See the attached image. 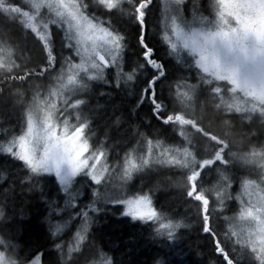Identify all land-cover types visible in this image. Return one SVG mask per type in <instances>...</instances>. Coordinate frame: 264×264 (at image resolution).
I'll use <instances>...</instances> for the list:
<instances>
[{"label":"snow or ice","instance_id":"obj_1","mask_svg":"<svg viewBox=\"0 0 264 264\" xmlns=\"http://www.w3.org/2000/svg\"><path fill=\"white\" fill-rule=\"evenodd\" d=\"M126 3L131 5L130 13L123 7ZM164 6L175 15L161 30L159 0H91V4L71 0V6L66 0H31L13 5L37 14L52 10L63 16L67 11L74 23L64 29L50 19L41 32L33 16L32 23L25 25L26 35L39 44L43 59L34 72L20 79L38 76L48 80L49 89L36 101L38 112H21L14 123V115H9L7 127L0 126V264H195L174 235L178 229L183 231L175 218L187 205L169 207L160 202L158 185L149 186L142 177H159L182 163L172 154L173 148L179 151L173 138L182 139L173 126L182 117L169 110L175 107V98H189V90L198 87L213 90L206 73L222 77L210 67L203 51L200 59L193 60L183 50L190 46L181 25L191 24L186 14L202 12L201 0H174ZM89 8L92 12L87 15ZM129 14L134 17V45L120 27ZM149 16L154 17L155 31H150ZM209 44L214 48V36L205 48ZM121 71L127 81L121 82ZM128 81L132 91L125 90ZM98 84L102 90H97ZM4 95L0 88V97ZM125 111L127 118H122ZM4 119L0 116V122ZM98 120L107 126L94 143L100 130ZM217 166L228 168L229 164H221L219 157L205 164V168ZM199 180L197 176L192 181L184 201L199 202V193L193 195ZM37 193L44 205L40 220L47 225L44 239L34 241L29 236L20 243L30 218L26 197ZM33 214L41 215L38 209ZM206 214L201 208L202 219ZM113 217L147 230L152 248L145 246L139 252L129 248L117 254V247L98 227L102 218L106 222ZM201 233L209 235L203 226ZM257 241L247 254L248 264H264V237ZM135 243L129 236L125 247ZM217 255L225 264H245L243 250L235 259L226 253Z\"/></svg>","mask_w":264,"mask_h":264},{"label":"trees","instance_id":"obj_2","mask_svg":"<svg viewBox=\"0 0 264 264\" xmlns=\"http://www.w3.org/2000/svg\"><path fill=\"white\" fill-rule=\"evenodd\" d=\"M205 1L211 2V7L208 8L202 3V12L212 15V1ZM23 3L27 2L24 0H3V3L0 4V42L7 43L13 48L19 45L23 50L22 56H13L16 65L11 69H3L0 66V88H3L5 93L4 97H0V116L5 117L0 122V126L4 127H7V124L11 122L7 119L9 115H14V123V118L21 112H26L29 109L37 112L36 101L41 99L40 93L47 94L49 89L48 80L40 79L38 76H29L27 80L20 79L21 76H27L29 72H34L43 59L39 44L30 35H26L25 25L29 23L28 19L33 9L25 10L24 7H13L14 4ZM159 3L161 5L159 27L162 30V1L159 0ZM127 11L129 13L131 11L130 4L127 5ZM197 14L201 15L202 13ZM37 16L40 20L39 23L37 22L38 28L42 29L44 24L48 23L47 17L43 13L37 14ZM130 17L132 20L134 19L131 14ZM9 18H12L11 22H9ZM149 24L150 31H155L154 17L149 16ZM162 34V31L158 33L159 38H162ZM135 39L136 30L134 29L130 38L133 45ZM57 46L59 47V38H57ZM123 73L120 75L121 82L127 81V74ZM184 74L189 75L187 72ZM135 75L136 73L133 72V76ZM205 77L208 79L207 76ZM189 82L195 83L192 80ZM130 84L131 81H128V84L125 85L126 91H132L128 87ZM212 88H214L213 82ZM97 90H102L99 84ZM189 91V98L177 96L174 100L175 107L170 106L169 110L178 112L182 117L173 126L178 130V134L185 132L189 135V146L194 145L195 147L194 153L197 158L195 164L193 166L181 165L186 164V160L184 163L164 171L159 177L152 174L144 176L142 179L149 186L158 185L160 202L166 203L169 207H175L178 203L187 205L186 210H182L181 215L175 218L183 231L178 229L174 235L190 262L225 264V259L217 253H226L227 256L235 259L243 250L245 264H248L247 254L251 252L235 241L232 222L239 209V203L236 200L238 192L242 190L247 181L261 180L264 173V168L258 164L264 156V154H258L264 153V116L235 112L227 108L220 102L219 94L214 89L200 90L199 87L193 89V93H195L193 98H191V90ZM112 103H121V101H112ZM114 115L120 116L121 113L116 112ZM122 118H127L126 111ZM187 121L192 123L189 124ZM110 122L109 120L108 123ZM96 123L100 125V130L94 138V143L99 140L107 126V123L101 124L99 120ZM92 130L95 131V128ZM2 140L3 137L0 136V141ZM173 143L184 146L186 139L175 140ZM187 155L186 159H188ZM218 157L221 164L227 161L229 167L205 168V164L215 161ZM202 168L205 170L201 174ZM197 176H200V180L197 181V191H194L193 195L199 193V202L196 199L191 202L184 201V193L193 187L192 181L196 180ZM225 180H227V185ZM136 183L139 185V179ZM37 196L38 193L29 194L26 197L28 201L26 214L30 218L27 219L25 225L28 232L20 238V243H24L29 236L34 241L44 239L47 225L40 223L44 214V205L37 199ZM201 208L207 213L203 219L200 215ZM37 209L41 213L39 216L33 214ZM17 216L18 218L20 216L19 210ZM202 226L208 230L209 235L201 233ZM98 227L106 234V239H110L117 247V254L126 252L129 248H134L136 252L145 246L152 248L147 239V230H142L139 225H133L128 220H118L113 217L104 222L102 218V223ZM164 231L167 233L168 229ZM129 236L134 237L136 243L128 244L125 247V241ZM227 264H231V261H228Z\"/></svg>","mask_w":264,"mask_h":264},{"label":"rangeland","instance_id":"obj_3","mask_svg":"<svg viewBox=\"0 0 264 264\" xmlns=\"http://www.w3.org/2000/svg\"><path fill=\"white\" fill-rule=\"evenodd\" d=\"M31 3V0H24ZM162 1V30L165 23L170 25L171 16L175 13L171 7L165 9V3L171 5L174 0ZM201 0L208 8L211 2ZM212 15L188 14L186 19L191 22L190 25L182 24L183 38L187 39L189 48H183L193 60L200 59L201 51L207 56L210 67L217 75L206 73L210 81L214 83L213 89L219 94L220 102L235 112H247L264 116V0H211ZM71 6V0H66ZM81 3L91 4V0H81ZM210 3V4H209ZM128 3L124 4L127 10ZM211 9V8H210ZM83 10V9H82ZM203 10V8H202ZM92 9L89 8L85 13L90 15ZM48 22L50 19L59 21L58 26L67 29L69 24L74 23L67 11L63 16H56V13L49 10L43 13ZM100 15L99 12L96 13ZM115 15V14H114ZM35 16V26H38L39 19L35 10L29 16V23H32V17ZM200 16L203 19H200ZM132 19L130 14L123 18L120 27L127 31L129 38L133 34ZM38 22V23H37ZM28 23V24H29ZM46 31L44 27L39 29ZM75 29H72V35H75ZM215 38V46L208 45L207 41ZM231 46V51L229 50ZM200 49L192 52L191 48ZM215 51V64L213 65V52ZM23 50L19 45L11 47L7 43L0 42V66L11 69L16 63L13 56H22ZM249 68L261 71L256 72L251 79L243 80L242 77ZM123 71L120 72L122 75ZM125 73V72H124ZM123 73V74H124ZM128 80V76L126 75ZM130 90H132L130 88ZM193 89H191V98H193ZM63 100L61 99V105ZM38 112V109L36 110ZM178 131V130H177ZM182 139H186L183 146L176 145L177 151L173 148L172 154L184 163L183 166L195 164L196 153L194 145L189 146V135L185 132L179 134ZM176 138H173V142ZM187 149V152L184 150ZM159 151V149H157ZM188 154V155H187ZM262 155L264 153H258ZM187 155L188 159L185 158ZM264 168V156L258 162ZM218 183V182H215ZM215 185V184H214ZM239 209L236 211L232 222L235 241L245 246L250 252H253L251 245L258 243V237H264V173L261 180H251L244 184L242 190L238 192L237 199Z\"/></svg>","mask_w":264,"mask_h":264},{"label":"flooded vegetation","instance_id":"obj_4","mask_svg":"<svg viewBox=\"0 0 264 264\" xmlns=\"http://www.w3.org/2000/svg\"><path fill=\"white\" fill-rule=\"evenodd\" d=\"M258 71H261L260 68H257V69H253V68H249V70H247V72L244 74V76L242 77L243 80L245 79H251L252 76L258 72Z\"/></svg>","mask_w":264,"mask_h":264}]
</instances>
